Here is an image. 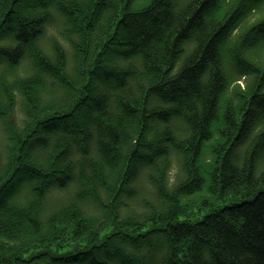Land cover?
I'll list each match as a JSON object with an SVG mask.
<instances>
[{"label":"trees","instance_id":"16d2710c","mask_svg":"<svg viewBox=\"0 0 264 264\" xmlns=\"http://www.w3.org/2000/svg\"><path fill=\"white\" fill-rule=\"evenodd\" d=\"M0 264H264V0H0Z\"/></svg>","mask_w":264,"mask_h":264},{"label":"rangeland","instance_id":"374dc122","mask_svg":"<svg viewBox=\"0 0 264 264\" xmlns=\"http://www.w3.org/2000/svg\"><path fill=\"white\" fill-rule=\"evenodd\" d=\"M207 213V211L205 210L204 212H203V214H206ZM200 216H202L201 214H197V217H199L200 218ZM191 220H195V217L193 216V217H191Z\"/></svg>","mask_w":264,"mask_h":264}]
</instances>
